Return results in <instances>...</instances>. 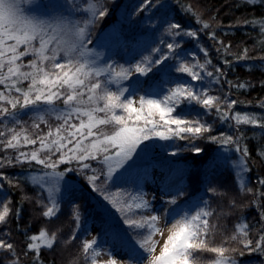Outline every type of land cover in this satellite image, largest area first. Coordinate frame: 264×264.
<instances>
[{
  "label": "snow or ice",
  "instance_id": "1",
  "mask_svg": "<svg viewBox=\"0 0 264 264\" xmlns=\"http://www.w3.org/2000/svg\"><path fill=\"white\" fill-rule=\"evenodd\" d=\"M115 3L0 0V264H45L43 250L52 252L58 243L68 245L77 238L80 249L73 264H101L98 257L105 255L102 264H264V176L250 179L249 162L255 161L247 144L254 140L264 161V98L255 105L233 99V89L248 91L256 84L227 78L238 65L264 69V54L251 57L247 47L232 53L231 43L216 35L222 22L207 31L210 23L190 6L181 7V14L194 16L197 28L176 21L168 0H140L131 5V13L127 4L119 10L121 22L127 19L130 28L139 29L132 52L122 64L102 60L103 54L89 47L91 29L109 15L107 5ZM236 6L251 8L252 16L223 27L251 28L261 38L254 45L264 53V15L255 17L257 8L264 12V0H237ZM141 13L143 19L133 24ZM205 32L217 64L201 42ZM118 39L122 46L126 43ZM188 42L203 54V62L184 47ZM135 56L139 59L132 62ZM259 84L264 87V80ZM237 105L261 111L240 112ZM24 115L31 123L21 119ZM218 126L226 130L213 135ZM180 141H185L183 147ZM201 141L217 150L203 168L199 195L185 190L191 169L174 180L171 161L159 207L155 196L145 199L142 186H125L140 171L147 173L142 165L151 162L155 148H172L171 157L185 152L199 156L204 153ZM224 168L232 171L239 198L250 195V203H237V196L218 184L209 186ZM5 184L22 193L14 209ZM25 184L35 188V197L25 192ZM85 185L95 198L99 220L80 210L77 201L87 195ZM208 196H228L227 208L221 203L217 211ZM25 202L43 209L40 216L48 222L67 202L75 224L70 237L61 240L59 227L49 232L41 226L30 234L31 221L20 224ZM250 207L258 220L245 214ZM236 211L240 215L230 229L224 221ZM10 220L24 237L19 246L7 227ZM93 223L100 231L87 239ZM246 255L253 259L245 260Z\"/></svg>",
  "mask_w": 264,
  "mask_h": 264
},
{
  "label": "trees",
  "instance_id": "2",
  "mask_svg": "<svg viewBox=\"0 0 264 264\" xmlns=\"http://www.w3.org/2000/svg\"><path fill=\"white\" fill-rule=\"evenodd\" d=\"M170 4H172V11L175 13L176 21L180 22L185 28H197L199 27L194 22V16L192 15H182L181 7L190 6L192 11L201 17L203 21L209 22L211 27L207 31H213L217 29L218 22H222L221 30H216L217 37L222 40L225 44L231 43V51L232 53L240 54L245 47L249 49V56L251 57H259L264 54L261 53L259 44L254 45V40L261 39L258 37L255 31H252L251 28L237 27L234 30H227L226 27L229 23L232 24H242L243 20L249 18L253 14V10L251 8L245 7H237V0H178L177 3H173V0H168ZM140 0H116L115 5H107L111 11L109 15L103 19L102 22H99L96 26L91 29V39L93 43L89 45V47H95L96 50L102 53V60L110 59L113 61H117L119 63H124L128 54L132 52V45L135 43L134 37L139 31L138 27L130 28V23L127 19L124 22H121L119 19V10L120 8L127 4V13H131L133 8L131 5L139 4ZM213 15H215V19H213ZM264 12L260 8L255 10V17H262ZM143 19V13L140 14L134 21L133 24L138 25L139 20ZM116 29V32H113V29ZM162 31V29H161ZM248 32L250 35H245ZM119 37H122L126 42L123 46L119 43ZM250 36L252 38H250ZM203 46H205L209 51V57L211 58L213 64L219 63L217 53L215 48L213 47V42L209 41L207 38V32H205L200 37ZM185 48L189 49L191 52H197L198 58L201 62L204 61L205 57L202 53H199L195 44L192 42H188L184 45ZM232 57L230 56L229 59ZM135 59H139V56H135ZM256 63L259 64V60H256ZM208 70H212L210 67ZM227 78L229 80H236L239 78L240 81L243 80H251L256 84L254 88H251L248 91H236L233 89L231 96L233 99H237L239 101H243L245 103L251 102L253 105L257 103V100L260 98H264V87H261L259 82L264 80V69L260 70H247L245 66L238 65L235 67L234 71H229ZM190 79V78H189ZM227 88V86H225ZM237 111L240 112H260L259 108L250 107L244 108L241 105H237ZM195 109H193V112ZM30 115V114H29ZM23 120H29L28 115H24L21 117ZM209 122H212V117L207 118ZM29 123L31 121L29 120ZM53 123L55 120L53 118ZM47 130L46 128L44 129ZM226 128L223 126H218L216 131L213 133L215 135L218 132L225 131ZM247 134H252L251 127H248ZM180 147H183L185 141L179 142ZM249 151L251 153L252 160L255 161L252 166V171L249 174L250 179L255 178L257 175L264 176V161H261L256 154V142L254 140L247 141ZM260 144L264 145V139L260 140ZM199 145L204 148V153L199 156H194L191 152H185L177 157H171L168 155L169 152L173 151L172 148H167L165 150H161L159 147L153 150L151 162L148 164L142 165L143 167H147V173L140 171L138 174L134 175L133 178L129 181L127 185L128 188H136L138 185L141 186L143 178L149 177L154 170L159 173H162V182L165 180V177L169 175L171 161V170L175 172L174 180H178L182 174V170L186 168H190L191 171L187 173V188L185 189L189 196H195L200 194V181L202 178L203 168L208 162L212 159L213 155L216 153L217 146L214 144H205L202 141L199 142ZM233 159L236 158L235 153L231 154ZM155 165V166H152ZM27 168V165H24ZM64 166H61V170ZM9 174H13L18 169H5ZM80 183L84 184L83 179H80ZM219 185L221 189H227L229 195L237 196V203H243L247 200L249 203L251 202V196H245L243 199L239 198V194L237 192L236 185L233 179V173L228 168H224L219 175L214 176L212 178V185ZM251 187L255 189L256 185L251 184ZM5 188L8 191V195L11 196L13 201V209L16 207L17 201L20 200L22 195L19 189H9L5 184ZM24 190L27 194L35 197L36 190L34 187L24 185ZM85 193L82 199L77 201L81 205V211L91 220H99L100 214L94 210L93 204L95 203V198L92 197L90 189L85 185ZM46 195V193H45ZM91 198V202H88ZM208 199L211 201V206L215 208L217 211L220 209L217 207L219 204H223L225 208L228 206V196H208ZM184 199H187V196L180 200V203H183ZM70 206L67 202H64L62 206V210L59 213V216L50 222H48L45 218L40 216V213L43 209L37 207V205L33 203L25 202L23 205V218L20 221L22 227L29 224L31 221V233H37L41 226H45L49 232L55 230L57 227L61 229L60 239H68L72 230L75 228L74 221L70 218ZM245 214L251 220L253 217H256L258 220L259 217L254 208H249L245 211ZM118 214L113 212V217L115 218ZM240 215L239 211H236L232 216L227 218L224 223L228 225L230 229L234 228V224L237 220V217ZM117 223L119 221L117 220ZM94 227L97 228V232L100 231V228L95 224H91V229ZM12 231L13 241L17 243L19 246L20 241L24 239L23 235L20 232H17L16 224L13 221H9V225ZM94 235V236H95ZM92 239V238H87ZM80 249V241L79 238L75 242H70L68 245H62L58 243L55 249L52 252H48L47 250H43V260L45 264H48L49 261H53L54 264H73V261L77 259L76 254ZM245 260L253 259L252 257L246 255L244 257ZM103 261H101L102 264ZM199 264V262H197ZM206 264V262H205Z\"/></svg>",
  "mask_w": 264,
  "mask_h": 264
},
{
  "label": "rangeland",
  "instance_id": "3",
  "mask_svg": "<svg viewBox=\"0 0 264 264\" xmlns=\"http://www.w3.org/2000/svg\"><path fill=\"white\" fill-rule=\"evenodd\" d=\"M161 185H162V173H159L156 170H154L149 177L143 178V181L141 183L142 190L145 193V199H151L152 196H155L154 204L156 207H159L161 204V196H162ZM96 230L97 228L93 226V228L91 229L90 233L87 235L86 238H92L97 232ZM107 259L108 257L106 255L98 257L99 261H104Z\"/></svg>",
  "mask_w": 264,
  "mask_h": 264
}]
</instances>
